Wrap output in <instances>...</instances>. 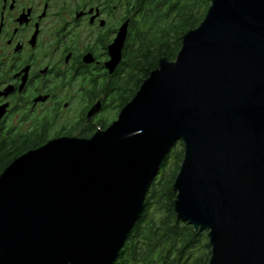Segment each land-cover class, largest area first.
Wrapping results in <instances>:
<instances>
[{"label": "water", "instance_id": "95a60500", "mask_svg": "<svg viewBox=\"0 0 264 264\" xmlns=\"http://www.w3.org/2000/svg\"><path fill=\"white\" fill-rule=\"evenodd\" d=\"M177 143L175 212L208 232L209 264H264V0H212L107 130L15 160L0 176V264H115Z\"/></svg>", "mask_w": 264, "mask_h": 264}, {"label": "flooded vegetation", "instance_id": "af4514ba", "mask_svg": "<svg viewBox=\"0 0 264 264\" xmlns=\"http://www.w3.org/2000/svg\"><path fill=\"white\" fill-rule=\"evenodd\" d=\"M185 4L0 0V169L3 157L107 130L128 86L119 83L128 70V43L147 18ZM125 27L122 59L111 71V48Z\"/></svg>", "mask_w": 264, "mask_h": 264}, {"label": "trees", "instance_id": "16d2710c", "mask_svg": "<svg viewBox=\"0 0 264 264\" xmlns=\"http://www.w3.org/2000/svg\"><path fill=\"white\" fill-rule=\"evenodd\" d=\"M174 11L155 13L130 40L126 49L128 70L119 83H128L119 100L121 111L136 96L164 58L174 62L183 37L203 22L212 0H184ZM25 151L3 157L0 176ZM23 154V155H22ZM184 160V146L177 143L163 162L148 192L139 221L115 264H209L212 256L208 232L179 220L175 212L174 184Z\"/></svg>", "mask_w": 264, "mask_h": 264}, {"label": "rangeland", "instance_id": "374dc122", "mask_svg": "<svg viewBox=\"0 0 264 264\" xmlns=\"http://www.w3.org/2000/svg\"><path fill=\"white\" fill-rule=\"evenodd\" d=\"M112 115L114 116V113Z\"/></svg>", "mask_w": 264, "mask_h": 264}]
</instances>
